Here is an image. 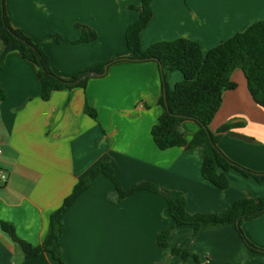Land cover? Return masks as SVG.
<instances>
[{"label":"crops","instance_id":"obj_1","mask_svg":"<svg viewBox=\"0 0 264 264\" xmlns=\"http://www.w3.org/2000/svg\"><path fill=\"white\" fill-rule=\"evenodd\" d=\"M142 0H6L13 26L34 43L44 44L55 74L71 79L98 64L130 56L126 33L140 14L131 6ZM154 16L142 31L143 49L161 41L186 38L204 54L264 20V0H154ZM83 25L97 34L77 43ZM61 35L60 43L50 37ZM1 50V42H0ZM38 67L18 51L8 54L0 70V221L14 226L19 239L42 245L50 217L75 185L102 162H109L129 191L143 182L182 192L191 214H222L241 198L264 197V182L236 169L223 171L229 187L222 190L202 175L201 147L184 145L161 150L154 129L165 109L162 69L158 63L119 62L87 87L54 92L42 99ZM184 80L169 71L170 89ZM94 109L97 118L87 113ZM221 133L219 147L236 164L264 174V108L253 98L240 67L226 80L221 106L210 122ZM187 143L200 127L186 121ZM235 132L250 142L234 138ZM174 225L166 199L139 191L119 198L115 185L100 175L68 210L60 238L66 264H264V253L250 249L235 224L195 234L178 228L171 247L197 254L186 261L159 245L160 235ZM249 242L264 250V214L244 221ZM0 264H60L47 252L25 260V254L0 229Z\"/></svg>","mask_w":264,"mask_h":264},{"label":"trees","instance_id":"obj_2","mask_svg":"<svg viewBox=\"0 0 264 264\" xmlns=\"http://www.w3.org/2000/svg\"><path fill=\"white\" fill-rule=\"evenodd\" d=\"M153 1L142 0L139 6H131L132 10L139 12L140 18L128 28L126 33L130 56L98 64L77 73L71 79H66L53 71L44 44L34 43L31 38L13 26L6 11V0H0V70L8 54L18 51L25 59L37 65L38 76L42 84L41 96L42 99L48 101L56 91L74 88L85 89L90 74L92 72L103 74L106 66L110 67L124 61L158 63L162 69L164 84V94L159 99V104L164 107L165 111L154 129L156 145L161 150L184 145H187L188 149L201 147L204 153L202 175L206 181L222 190L229 187V180L224 173L218 172L219 168L223 171L236 169L245 176L254 177L259 183H263L264 174L253 172L236 164L220 149L218 144L221 133L230 130L232 126H223L218 134H214L210 130V122L221 106L227 77L236 67L242 69L254 100L264 108V20L253 23L244 32L236 34L207 54L203 53L198 42L186 38L157 42L144 50L141 34L154 16ZM77 28L82 31V37L77 43L96 40L95 31L83 25H77ZM50 41L60 43L62 36L53 35L50 37ZM169 71H179L184 76V80L176 84L174 89H170L166 82ZM6 97V92L0 87V102L4 101ZM86 111L92 117L97 118L94 109L87 107ZM186 121H193L200 127L190 143H187L182 129ZM100 175L105 176L115 185V191L121 199L139 191L159 193L166 199L170 214L174 219V225L160 235L159 245L163 249H170L172 255L181 256L184 261L193 258L199 262V257L191 251L171 247V236L182 226H190L195 234H199L209 228L235 224L250 249L264 253V250L256 248L249 242L242 229L244 221L255 219L264 214V197L238 199L230 210L222 214H191L187 210V199L182 192L162 189L151 182H143L129 191H123L116 172L109 162H102L88 177L80 180L75 185L73 192L65 199L62 207L53 212L42 245L33 246L19 239L11 224L0 221V229L21 248L25 254V260L47 252L60 264H66L60 243L64 228V216Z\"/></svg>","mask_w":264,"mask_h":264},{"label":"water","instance_id":"obj_3","mask_svg":"<svg viewBox=\"0 0 264 264\" xmlns=\"http://www.w3.org/2000/svg\"><path fill=\"white\" fill-rule=\"evenodd\" d=\"M108 71V66L105 67V72L103 74L101 73H98V72H92L90 74V76H94V77H98V76H102V75H105ZM230 135L234 138H238L240 140H243V141H246V142H250V139L244 135H241V134H238V133H235V132H231Z\"/></svg>","mask_w":264,"mask_h":264},{"label":"built area","instance_id":"obj_4","mask_svg":"<svg viewBox=\"0 0 264 264\" xmlns=\"http://www.w3.org/2000/svg\"><path fill=\"white\" fill-rule=\"evenodd\" d=\"M2 153V149L0 148V154ZM0 179L1 180H6V175L3 171L0 170Z\"/></svg>","mask_w":264,"mask_h":264},{"label":"rangeland","instance_id":"obj_5","mask_svg":"<svg viewBox=\"0 0 264 264\" xmlns=\"http://www.w3.org/2000/svg\"><path fill=\"white\" fill-rule=\"evenodd\" d=\"M147 50V49H146Z\"/></svg>","mask_w":264,"mask_h":264}]
</instances>
